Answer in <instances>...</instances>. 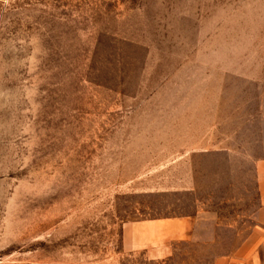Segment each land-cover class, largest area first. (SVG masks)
<instances>
[{
  "label": "rangeland",
  "instance_id": "1",
  "mask_svg": "<svg viewBox=\"0 0 264 264\" xmlns=\"http://www.w3.org/2000/svg\"><path fill=\"white\" fill-rule=\"evenodd\" d=\"M180 45L264 103V0H0V264H206L120 240L166 203L142 191L181 150L157 106Z\"/></svg>",
  "mask_w": 264,
  "mask_h": 264
},
{
  "label": "crops",
  "instance_id": "2",
  "mask_svg": "<svg viewBox=\"0 0 264 264\" xmlns=\"http://www.w3.org/2000/svg\"><path fill=\"white\" fill-rule=\"evenodd\" d=\"M196 51L179 46L173 90L158 98L169 133L162 144L181 150L142 192L166 203L162 213L124 220L121 247L152 260L184 247L206 264H264L263 98L191 74Z\"/></svg>",
  "mask_w": 264,
  "mask_h": 264
}]
</instances>
